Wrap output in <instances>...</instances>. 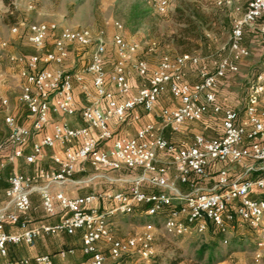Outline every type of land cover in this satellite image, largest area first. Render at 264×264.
Masks as SVG:
<instances>
[{
    "label": "built area",
    "instance_id": "1",
    "mask_svg": "<svg viewBox=\"0 0 264 264\" xmlns=\"http://www.w3.org/2000/svg\"><path fill=\"white\" fill-rule=\"evenodd\" d=\"M149 4L155 13L163 14L170 0H149ZM258 20L261 21L259 31L264 34V0H247L244 13L232 22L226 54L209 63L212 70L205 59L192 54L164 55L152 70L146 61L135 59L128 70L126 62L136 54L138 45L118 34L112 38L115 59L108 72L104 69L102 35L95 38L88 29L57 31L54 24L28 25L25 38L34 53L15 59V64L22 81L19 101L28 113L31 129L17 124L8 113V100L0 95L6 144L11 149L7 160L22 158L26 164H33L42 157L44 149H52L58 143L63 144V154L52 157L56 172L39 171L36 177L11 175L7 179L4 195L12 211L0 209V255L6 254L7 245H31L41 236L72 235L80 231L81 252L86 257L83 264H119L124 257H136L143 264H149L154 256L156 233L151 223L123 240L109 235L111 218L129 215L136 207L145 206L144 215L161 216L164 233L174 238L202 236L211 228L226 244L230 231L247 228L255 237L253 262L260 264L264 252V200L252 195L264 194V119L258 112L259 97L264 92L263 77L256 76L242 114L222 108L216 94L220 81L235 75L239 61L247 57L244 31L253 28ZM114 27L121 30L118 23ZM10 32L15 34L17 29L13 27ZM48 39H54L50 52L44 50ZM94 42L86 68L82 72L67 73L64 66L68 47L88 48ZM187 69L194 72L197 82L186 81ZM132 73L141 81L133 94L128 81ZM84 76H88L89 87L84 84ZM74 84L80 87L87 101L79 113L83 125L73 128L65 121L53 122L50 133L31 143L30 153L25 155L24 146L31 131L41 133L49 125L51 115H76ZM165 93L176 106L159 110V124L144 123L133 137L112 140L110 120L131 125L139 120L136 109L152 113ZM209 113L221 116V136L207 138L195 134L188 145L181 147H175L164 137L165 130L178 133L185 123L199 122ZM109 140L112 143L108 148ZM246 161L252 164L246 167L245 173L257 171L261 176L231 179L227 166ZM84 162L95 172L125 168L137 172V176L127 192L92 193L76 198L62 192L51 193L50 185L70 181L77 165ZM214 165L221 168L217 170L214 185L204 190L199 184L208 179L209 169ZM35 178L44 182L38 188L43 213L47 217L61 213L58 222L28 226L20 219V215L31 209ZM177 183L187 185L189 191L181 194ZM142 185L160 192H143ZM100 200L109 205L106 210L99 209ZM6 226H17L19 232L6 233ZM99 242H103L106 251L98 248ZM72 253V250L62 251L59 256L64 258ZM33 261L53 264L47 255L37 256ZM16 264H27V261Z\"/></svg>",
    "mask_w": 264,
    "mask_h": 264
},
{
    "label": "rangeland",
    "instance_id": "2",
    "mask_svg": "<svg viewBox=\"0 0 264 264\" xmlns=\"http://www.w3.org/2000/svg\"><path fill=\"white\" fill-rule=\"evenodd\" d=\"M6 1L8 5L0 0V79L3 83L4 96L9 103L18 95L22 85V81L17 76L18 66L15 64V59L34 53V49L25 38L26 27L30 24H54L57 31L88 29L95 38L102 35L105 48L104 69L108 72L115 59L112 38L119 34L124 40L138 45L136 54L126 62L127 69H130L135 59H142L152 70L162 56L173 57L181 54L172 40L178 29L177 20L173 17L176 8H184L185 5L192 4L199 7L206 23L200 27L199 49L188 53L200 58L212 55V59L216 60L226 54L232 22L244 12L247 4V0H170L169 8L163 14H157L150 8L149 0ZM114 23L121 25V30H117ZM13 27L17 29L15 34L10 32ZM53 41L54 39L46 41L45 51L53 50ZM2 43L5 46H2ZM95 43L88 48L68 47L69 56L65 62V71L82 72L88 65ZM243 44L248 50V55L239 61L238 72L229 75L222 84L218 85L221 93L227 94L230 98V100L225 99L226 103L230 108L235 107L239 114L244 110L247 94L255 84L258 74L262 75L264 86V66H262L264 35L260 33L258 26L245 30ZM149 48H152L151 52L148 51ZM41 67L47 66L41 65ZM209 68L212 70L211 64ZM131 76L136 78L133 73ZM186 79L194 82L196 77L193 72L188 71ZM88 81V76H84L86 86ZM165 99L168 97L165 96ZM223 99L222 96L219 101L222 102ZM160 105L165 104L160 101ZM258 111L264 116V92L260 97ZM205 118H207L205 124L190 123L185 134H172L169 130H165L166 140L172 145L174 141H178V144L188 141L192 131L202 132L207 138H217L221 131L219 117L208 115ZM204 126L207 127L205 130ZM210 184L211 182H207L205 186L209 187ZM114 220L133 225L132 235L146 223H151L156 228L155 258L151 259L149 264L153 261L162 264L168 260H178V264H191L195 261H200L201 264H255L253 262L255 237L245 227L230 231L226 236L227 243L224 244L223 237L215 232L182 238L168 236L163 231L161 216L148 217L141 211L131 215H118ZM135 260L132 262L143 264ZM260 264H264V252Z\"/></svg>",
    "mask_w": 264,
    "mask_h": 264
},
{
    "label": "crops",
    "instance_id": "3",
    "mask_svg": "<svg viewBox=\"0 0 264 264\" xmlns=\"http://www.w3.org/2000/svg\"><path fill=\"white\" fill-rule=\"evenodd\" d=\"M242 14H240L238 17H240ZM255 25L259 27L257 23ZM202 58L205 59L208 63H211V61L213 60L212 55H207ZM188 71L193 72L191 69H187V72ZM0 81H1L0 95L6 98V96H4V88H3L2 80L0 79ZM128 81L131 85V93L133 94L137 91L138 87L141 85V81L131 75L128 76ZM186 81L190 84L195 83L197 82V77L194 82H189L187 79ZM223 82L224 79L221 80L219 84H222ZM88 87H89V81H88ZM20 92H21V85L19 88L18 95L11 100L10 102L11 105L8 102L9 103L8 113L15 119L18 125L25 127L27 129H31V121L28 117V113L25 107L19 101ZM216 94H217L218 102L221 105V107L230 108V105L225 101V99L230 100V98L229 96H227V94L221 93L220 87L217 88ZM72 96L76 105V115L73 117L51 115L49 125H47L41 133H34L31 131L30 136L27 139L26 145L24 146L25 155L30 153L31 143L37 141L43 134L50 133L51 124L53 122L65 121L69 124L70 127L73 128H78L83 125V123L80 120L79 113L87 103L85 99V94L81 91L78 85L74 84L72 89ZM165 96H167L168 99H165ZM222 96L224 97V99L222 100V102H220L219 100L220 97ZM260 97H259V101H260ZM166 100H168L167 101L168 103H166ZM160 101L165 105H160ZM175 106L176 103L171 99L168 93H165L158 100L154 108V111L152 113L147 114L139 108L136 109L134 112L139 116V120L137 122L132 123L131 125L119 124L114 120H110L109 129L112 133V140L120 137H133L136 130L139 127H141L144 123L159 124V119L157 117L159 110L161 108H165V107L173 108ZM233 108L234 110L236 109L235 107ZM0 109L2 108L0 107ZM208 115L211 117L215 116L211 113H209ZM205 117L198 123L205 124L207 121V118ZM216 117H219V120L221 119V116L219 115ZM261 117L264 119L263 115H261ZM3 118H4V111L2 110L0 111V145H2V150L0 151V175L2 177V180L0 181V209L6 208L7 211H12V207L8 205L7 199L4 195V191L7 187V179L11 175L36 177L39 171H44L46 173L56 172L57 166L53 163L52 157L54 155L62 156L63 144L58 143L52 149H44L42 153V157L33 164H26L22 158L14 159L13 161H8L7 158L11 153V149L6 144L7 130L4 125ZM189 124L190 123H185L181 127L178 133H172V134H185L186 128L188 127ZM206 128H207L206 126L203 127L204 130ZM221 133H222V129L218 135L221 136ZM195 134L203 135L202 132H196V131L191 132L192 136ZM191 137L188 138V141L180 142L179 144L177 143L178 141H174L175 143L173 144L175 147L188 145L190 143ZM112 140H109L108 143L106 144L108 148L110 147ZM251 164H252L251 162L246 161L241 165L227 166L229 177L231 179L243 180L257 176V174H259V172L257 171L250 172L247 174L245 173L246 167ZM219 168H221V165H214L209 169L208 179L199 184V186L202 189L209 190L214 185L215 178L217 175V170ZM136 176H137V172L130 171L125 168H121L116 171L103 170V171L95 172L90 167L88 162H84L77 165L70 181H67L61 185L52 184L50 185V191L52 194H55L57 192H62L64 195L70 198L81 197L83 195L92 194V193L127 192L132 184V181ZM207 182H211L209 187L205 186V183ZM43 185L44 182L42 180L35 178V183H34L35 188L30 195L31 209L27 213L20 215V219L24 220L28 226L36 225L39 222L55 223L62 218L61 213H57V215L54 217H47L43 213L40 206V198L38 193V188L42 187ZM177 188L181 194H185L189 191L187 185H182L177 183ZM141 190L143 192L149 193L159 189H156L149 185H142ZM98 207L100 210H106L109 207V205L105 201L100 200L98 202ZM137 211H141L142 213L144 212V209L141 207H136L131 214H134ZM133 228H134L133 225H130L128 223H119V221H115L113 217L111 218L109 223V235L114 239L123 240L132 236ZM141 228L139 230H141ZM139 230H137L136 232H138ZM5 232L9 234H15L19 232V228L17 226H6ZM97 246L102 251H106L103 242H99ZM68 250H72L73 253L71 255L65 256L64 258L59 256L60 252L68 251ZM42 255L50 256L53 264H83L84 261L86 260V257L81 252V232L76 231L72 235L55 234L51 236H41L38 239H36L31 245H25V244L7 245L6 254L4 256L0 255V264H16L19 261H27V264H36L33 261V259L37 256H42ZM135 259L136 257H124L119 264H137L135 262H132V260ZM135 261L137 262L139 261V259Z\"/></svg>",
    "mask_w": 264,
    "mask_h": 264
},
{
    "label": "trees",
    "instance_id": "4",
    "mask_svg": "<svg viewBox=\"0 0 264 264\" xmlns=\"http://www.w3.org/2000/svg\"><path fill=\"white\" fill-rule=\"evenodd\" d=\"M3 2L4 3L6 2L7 5L9 4L8 1L6 0H3ZM173 17L175 20H177L178 23L177 33L172 39L173 44L180 49L181 54H189L188 52L190 51L198 50L200 44L199 41L201 40L200 27L206 23L205 18L200 12L199 7L195 4H192V5H185L184 8H176ZM260 22H261L260 20L257 21L259 26H260ZM260 176L261 173L259 172L257 176L248 179H256ZM158 192H160V190H155L149 193H158ZM252 198H260L264 200V194H254L252 195ZM141 208L145 210L146 207L141 206ZM209 232H213L211 228ZM153 258H155V256H153L152 259ZM178 262H179L178 260H168L162 264H178ZM152 264H158V263L153 261ZM191 264H201V263L200 261H195Z\"/></svg>",
    "mask_w": 264,
    "mask_h": 264
}]
</instances>
